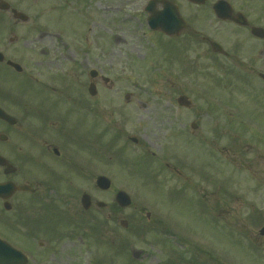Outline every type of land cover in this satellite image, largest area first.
Masks as SVG:
<instances>
[{
    "label": "rangeland",
    "instance_id": "obj_1",
    "mask_svg": "<svg viewBox=\"0 0 264 264\" xmlns=\"http://www.w3.org/2000/svg\"><path fill=\"white\" fill-rule=\"evenodd\" d=\"M109 2L116 8L110 16L103 11ZM255 2L264 11V0H237L244 7ZM43 3L20 9L49 22L54 35L44 29L47 42L40 47L68 57L60 73L70 74V65L87 49L114 81L102 88L97 110L101 175L111 181L108 193L98 197L106 207L92 214L72 211L77 217L72 222L82 225L78 231L90 235L83 244L75 240L81 264H262L236 230L259 223L252 220L254 196L247 194L254 183L238 162V116L248 104L241 99L237 72L184 45L163 51L158 36L145 33L144 0H96L81 5V14L74 4ZM91 5L95 26L83 14ZM179 95L192 104L179 106ZM118 190L130 196L128 207L115 203ZM225 207L228 214L220 211ZM159 211L165 224L158 222ZM165 227L172 228L166 238Z\"/></svg>",
    "mask_w": 264,
    "mask_h": 264
},
{
    "label": "flooded vegetation",
    "instance_id": "obj_2",
    "mask_svg": "<svg viewBox=\"0 0 264 264\" xmlns=\"http://www.w3.org/2000/svg\"><path fill=\"white\" fill-rule=\"evenodd\" d=\"M43 1L48 8L56 3L74 4L81 14V5L96 0ZM144 1L145 33L156 34L157 46L163 51L184 45L204 58L220 59L225 69L237 72L241 99L248 104L238 116V162L245 177L254 183L247 194L254 196L252 220L259 223L236 230L246 235L247 240L241 241L264 264V37L253 29L264 24L261 4L244 7L237 0ZM36 2L0 0V241L24 254L19 264H81L75 240L83 244L90 235L78 231L82 225L77 228L72 222L77 218L72 211L92 214L106 207L98 206L102 190L96 185L101 176L97 110L102 88L111 87L114 81L103 75L104 64L87 49H81L82 57L70 65V74L69 70L66 75L60 73L68 57L40 47L47 42L48 31L44 29L51 30L49 22L20 9ZM5 5L7 9L2 8ZM91 6L83 14L86 23L95 26V20L90 22L96 13ZM167 6L169 25L162 26L160 21L157 29H152L150 14L165 12ZM104 9L110 16L116 8L109 2ZM177 12L181 23L175 17ZM229 115L225 114V119ZM135 141L137 145L139 139ZM84 194L89 195L88 209L82 207ZM220 211L228 214L226 207ZM163 216L159 213L161 224H165Z\"/></svg>",
    "mask_w": 264,
    "mask_h": 264
},
{
    "label": "water",
    "instance_id": "obj_3",
    "mask_svg": "<svg viewBox=\"0 0 264 264\" xmlns=\"http://www.w3.org/2000/svg\"><path fill=\"white\" fill-rule=\"evenodd\" d=\"M193 1L203 2L204 0H193ZM168 14H169V10L165 11V13H163L161 15L160 14L157 15L154 13L153 16H151L149 19L150 25H152V27L155 28L156 25L160 22V20L165 23L168 19ZM160 17L162 19H160ZM164 30L172 32L170 29L167 30L164 28ZM257 31L261 32L262 30L260 28H257L255 30V32H257ZM178 102L181 105H188L189 104L187 98L184 96H181L178 99ZM98 185L101 188H107L109 186V181L106 178L101 177L100 180H98ZM85 198L86 197L83 198V204H84V207L87 208L88 203L87 202L85 203ZM116 200L120 206H127L130 204L129 196L126 193H124L123 191H119L117 193ZM21 262H23V259H19L18 254L16 252H14L13 249L9 248L8 246H2V245L0 246V264H18Z\"/></svg>",
    "mask_w": 264,
    "mask_h": 264
}]
</instances>
